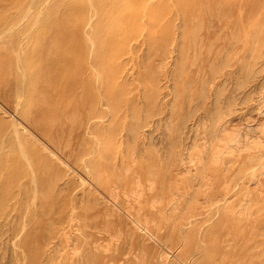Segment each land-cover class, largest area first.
<instances>
[{
	"label": "rangeland",
	"instance_id": "1",
	"mask_svg": "<svg viewBox=\"0 0 264 264\" xmlns=\"http://www.w3.org/2000/svg\"><path fill=\"white\" fill-rule=\"evenodd\" d=\"M0 264H264V0H0Z\"/></svg>",
	"mask_w": 264,
	"mask_h": 264
},
{
	"label": "bare ground",
	"instance_id": "2",
	"mask_svg": "<svg viewBox=\"0 0 264 264\" xmlns=\"http://www.w3.org/2000/svg\"><path fill=\"white\" fill-rule=\"evenodd\" d=\"M103 1V0H102ZM93 4V3H92ZM99 5V4H98ZM99 7V6H98ZM44 12V11H43ZM114 14H112L111 16H113ZM117 15V14H116ZM94 16H95V13H94ZM93 16V17H94ZM38 19V18H37ZM65 22L67 21H56L55 23L56 24H52L51 25V28L53 30H55V28L57 29V33H55V35H52L50 37H48V42H49V47L46 49L44 46H43V49L40 50L42 51L43 53V57L41 58V61H42V66L40 67L41 68V74H40V79H43V78H49L50 75L54 76L53 79L56 78V76L54 75V72H58V67H60L59 64L56 65V63L54 62V57L55 55H58L57 56V63H60L61 61H63V63L65 62V58L66 57H69V55L71 53L70 50L73 48V51H75L76 47L80 46V48H83L84 47V40L82 39H78L76 38V36H78L80 33L79 32H72V31H68V29L66 30L65 26ZM106 22V21H105ZM114 20H111V23L113 24ZM102 23V22H101ZM100 24V23H99ZM98 24V25H99ZM102 25V24H101ZM53 26L55 28H53ZM34 29V28H33ZM92 30V29H91ZM45 31V30H44ZM30 35V34H29ZM45 33L41 34L40 33H37V35L35 37H38V38H44L45 36ZM76 35V36H75ZM44 36V37H42ZM29 38V37H28ZM89 38V37H88ZM27 40V39H26ZM92 41V40H91ZM38 43V42H37ZM41 43V42H40ZM69 45V47H68ZM24 48V47H23ZM67 48L69 50H67ZM35 49V48H34ZM95 50V49H94ZM20 52V51H19ZM82 52V50H81ZM37 53V52H36ZM30 59V58H29ZM60 59V60H59ZM41 63V62H40ZM66 63V62H65ZM25 64V63H24ZM57 68V69H56ZM64 68V67H63ZM56 69V70H55ZM13 71V70H12ZM64 72H66V70H63ZM19 83V82H18ZM50 83V82H49ZM52 84V82H51ZM43 96V95H42ZM41 96V97H42ZM47 101V100H46ZM39 104L38 101H35V99H31L29 100L28 102V108L29 109H32L34 107H37V105ZM43 119V125L46 124V125H50V124H53L52 121L49 122V119L46 117V116H43L42 117ZM45 125V126H46Z\"/></svg>",
	"mask_w": 264,
	"mask_h": 264
}]
</instances>
